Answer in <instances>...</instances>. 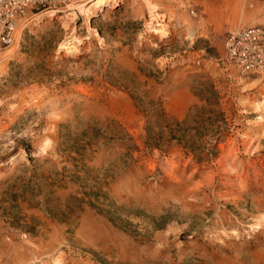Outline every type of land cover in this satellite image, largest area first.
<instances>
[{"label": "rangeland", "instance_id": "rangeland-1", "mask_svg": "<svg viewBox=\"0 0 264 264\" xmlns=\"http://www.w3.org/2000/svg\"><path fill=\"white\" fill-rule=\"evenodd\" d=\"M94 1L0 51V264H264V1Z\"/></svg>", "mask_w": 264, "mask_h": 264}, {"label": "built area", "instance_id": "built-area-1", "mask_svg": "<svg viewBox=\"0 0 264 264\" xmlns=\"http://www.w3.org/2000/svg\"><path fill=\"white\" fill-rule=\"evenodd\" d=\"M68 3L69 0H0V51L14 44L16 32L32 11L59 10ZM223 47L225 62L238 66L243 73H264L263 29L249 27L228 33Z\"/></svg>", "mask_w": 264, "mask_h": 264}, {"label": "bare ground", "instance_id": "bare-ground-1", "mask_svg": "<svg viewBox=\"0 0 264 264\" xmlns=\"http://www.w3.org/2000/svg\"><path fill=\"white\" fill-rule=\"evenodd\" d=\"M107 2H111V0H95L94 1V3L91 5V7L93 6V7H95V8H99L100 9V7L101 6H104ZM87 10V9H86ZM86 10H84V11H86ZM95 10V9H94ZM155 13V12H154ZM65 45H67V43H65L64 44V46ZM66 47V46H65Z\"/></svg>", "mask_w": 264, "mask_h": 264}]
</instances>
